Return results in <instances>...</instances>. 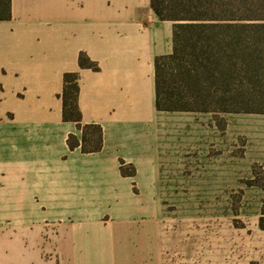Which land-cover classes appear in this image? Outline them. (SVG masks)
<instances>
[{
	"label": "crops",
	"instance_id": "obj_1",
	"mask_svg": "<svg viewBox=\"0 0 264 264\" xmlns=\"http://www.w3.org/2000/svg\"><path fill=\"white\" fill-rule=\"evenodd\" d=\"M150 4L12 0L11 20L0 21V264H50L51 252L56 264L71 261L77 233L103 236L99 227L109 224L129 232L164 217L155 203L172 200L173 187L205 177L236 183L230 155L244 138L247 157L251 137L234 131V120L263 115H234L221 132L219 115L159 112L155 60L173 53L174 26ZM81 54L99 71L81 68ZM67 73L80 76L83 126L102 128L98 152L69 146L84 132L64 120ZM261 134L253 163L264 171Z\"/></svg>",
	"mask_w": 264,
	"mask_h": 264
},
{
	"label": "trees",
	"instance_id": "obj_2",
	"mask_svg": "<svg viewBox=\"0 0 264 264\" xmlns=\"http://www.w3.org/2000/svg\"><path fill=\"white\" fill-rule=\"evenodd\" d=\"M150 6L174 26L173 53L155 60L159 112L264 116V0H151ZM11 18L12 0H0V21ZM79 64L99 71L85 54ZM79 80L77 73L64 77V120L84 132L82 143L71 136L69 146L98 152L103 131L83 126Z\"/></svg>",
	"mask_w": 264,
	"mask_h": 264
},
{
	"label": "rangeland",
	"instance_id": "obj_3",
	"mask_svg": "<svg viewBox=\"0 0 264 264\" xmlns=\"http://www.w3.org/2000/svg\"><path fill=\"white\" fill-rule=\"evenodd\" d=\"M234 115L218 116L221 132ZM233 130L251 137L247 157L244 138H237L230 155L236 158L237 171L241 170L234 185L227 184L230 179L217 184L205 177L203 185L173 187L172 200L155 203L164 217L140 220L129 232L109 224L99 227L103 236L93 230L87 235L77 233L71 261L60 257V264H206L211 259L214 264H264V171L253 163L260 159L256 137L264 132V117L239 116ZM223 159L221 165H227L228 159ZM250 163L248 174L243 169ZM45 257L56 264L52 252Z\"/></svg>",
	"mask_w": 264,
	"mask_h": 264
}]
</instances>
